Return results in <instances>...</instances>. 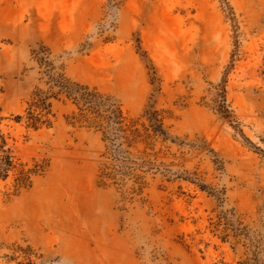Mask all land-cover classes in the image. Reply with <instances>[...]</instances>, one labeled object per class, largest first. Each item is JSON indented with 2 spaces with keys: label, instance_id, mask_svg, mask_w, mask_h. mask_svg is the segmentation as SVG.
Wrapping results in <instances>:
<instances>
[{
  "label": "rangeland",
  "instance_id": "1",
  "mask_svg": "<svg viewBox=\"0 0 264 264\" xmlns=\"http://www.w3.org/2000/svg\"><path fill=\"white\" fill-rule=\"evenodd\" d=\"M24 262L264 264V0H0Z\"/></svg>",
  "mask_w": 264,
  "mask_h": 264
},
{
  "label": "trees",
  "instance_id": "2",
  "mask_svg": "<svg viewBox=\"0 0 264 264\" xmlns=\"http://www.w3.org/2000/svg\"><path fill=\"white\" fill-rule=\"evenodd\" d=\"M31 125H33V127L37 126L38 120L37 119H29ZM17 264H33L32 262H24V263H17Z\"/></svg>",
  "mask_w": 264,
  "mask_h": 264
}]
</instances>
